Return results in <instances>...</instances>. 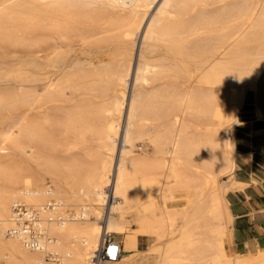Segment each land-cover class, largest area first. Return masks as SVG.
I'll use <instances>...</instances> for the list:
<instances>
[{
    "label": "bare ground",
    "instance_id": "1",
    "mask_svg": "<svg viewBox=\"0 0 264 264\" xmlns=\"http://www.w3.org/2000/svg\"><path fill=\"white\" fill-rule=\"evenodd\" d=\"M249 90L264 122V0H0V264H101L108 234L112 264H264L227 199Z\"/></svg>",
    "mask_w": 264,
    "mask_h": 264
},
{
    "label": "crops",
    "instance_id": "2",
    "mask_svg": "<svg viewBox=\"0 0 264 264\" xmlns=\"http://www.w3.org/2000/svg\"><path fill=\"white\" fill-rule=\"evenodd\" d=\"M241 114V125L234 137L238 167L234 179L242 186L227 195L234 217L232 235L238 249L257 246L264 240V127L254 120L252 111ZM146 238L138 237L139 249L145 246Z\"/></svg>",
    "mask_w": 264,
    "mask_h": 264
},
{
    "label": "built area",
    "instance_id": "3",
    "mask_svg": "<svg viewBox=\"0 0 264 264\" xmlns=\"http://www.w3.org/2000/svg\"><path fill=\"white\" fill-rule=\"evenodd\" d=\"M31 217L28 218L27 215L30 214ZM15 220L20 225L17 230H14V234L21 236L26 245L31 249H37L40 247L39 235L40 231L35 227L33 221L37 214L36 210H28V207L24 204L18 203L14 207ZM104 247L100 251L99 256L96 257V262L98 260H104L106 262H116L123 254V246L121 243L117 242L112 235H105L103 240ZM48 262L56 263L57 261L52 260L50 257L47 258ZM99 261V263H100Z\"/></svg>",
    "mask_w": 264,
    "mask_h": 264
},
{
    "label": "rangeland",
    "instance_id": "4",
    "mask_svg": "<svg viewBox=\"0 0 264 264\" xmlns=\"http://www.w3.org/2000/svg\"><path fill=\"white\" fill-rule=\"evenodd\" d=\"M248 110L252 111L251 115L254 116V120L257 121L259 124L263 125V127H264V122L258 121V118L256 116V94H255L254 91H251V90H249L248 93H247L246 103L244 104L242 110L239 112V115L241 116L242 115L241 113L243 111L245 112V111H248ZM236 129H235V132H236ZM235 132L233 133V138L235 137ZM225 180H228V178H226ZM112 236L117 242L122 244V242L124 240V236L123 235L112 234ZM145 241H146L145 242L146 243L145 246L141 245L140 246V250L148 249V246L151 243V241H150L149 238H146ZM99 253H97V256H99ZM124 255L125 254L123 253L121 259H123ZM99 261L100 260H98V262ZM100 263L101 264H112V263L106 262L104 260L103 261L101 260ZM134 264H154V262H153V259H151V258L150 259H148V258L147 259H142V257L139 256V259L136 260Z\"/></svg>",
    "mask_w": 264,
    "mask_h": 264
}]
</instances>
